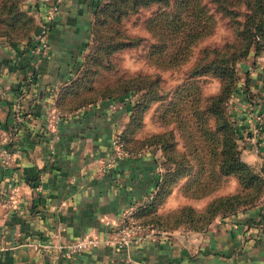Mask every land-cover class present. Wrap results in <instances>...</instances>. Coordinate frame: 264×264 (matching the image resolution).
Returning a JSON list of instances; mask_svg holds the SVG:
<instances>
[{
  "label": "crops",
  "instance_id": "obj_1",
  "mask_svg": "<svg viewBox=\"0 0 264 264\" xmlns=\"http://www.w3.org/2000/svg\"><path fill=\"white\" fill-rule=\"evenodd\" d=\"M99 1H64L50 22L48 57L36 64L24 42L0 37V132L12 123L10 108L24 79L28 73L34 77L11 145L14 158L0 165V264H264V190L253 205L226 217L217 215L202 230L147 227L145 238L125 247L108 242L123 212L142 204L153 191L160 151L143 145L100 170L111 156L113 136L128 121L127 99L68 106ZM32 18V33L37 34L41 19L38 14ZM235 99L240 159L264 178L263 109ZM159 130L147 111L136 140ZM181 182L157 214L182 206L201 209L209 201V196L183 197ZM236 187L231 178L217 195ZM85 236L99 242L68 257L54 248ZM45 244L51 247L41 249Z\"/></svg>",
  "mask_w": 264,
  "mask_h": 264
},
{
  "label": "trees",
  "instance_id": "obj_2",
  "mask_svg": "<svg viewBox=\"0 0 264 264\" xmlns=\"http://www.w3.org/2000/svg\"><path fill=\"white\" fill-rule=\"evenodd\" d=\"M7 1L0 0V14L3 12L5 16L0 19V23L4 26L0 29V37L8 42L29 43L33 40L32 16L19 8V0L10 1V5H6ZM150 4L157 6L151 16L145 20L157 40L150 47V54L154 56V60H166L159 61L161 67L178 65L187 56L193 44L212 33L218 19L225 20L224 24L231 38L226 37L227 39L218 47H206V50L209 49L210 59L201 62L200 66L195 64L190 71L191 75L211 73L220 80L218 94L210 97V112L215 119L213 128L217 137L211 139V136L205 132V139H193L187 132L186 139H163L162 132L148 134L142 138L143 140H136V135L142 126V118L149 105L157 101V97L148 95L145 88L127 89L115 94L111 88L99 90L94 81L98 75L97 71H88V63H92L94 59L96 62L93 61V64L97 66L98 61L94 57L89 58L87 53L83 60L81 75L73 82L71 91L73 101H68V106L76 107L96 100L127 99L128 121L123 129L113 136L120 144V149L130 154L135 153L143 145H153L160 151L158 162L160 171L157 173L153 191L149 198L135 207L133 219L139 225L156 230L183 225L199 231L217 215L226 217L239 208L253 205L264 190L263 176L257 174L252 167L240 159L238 132L225 116L223 108V104L232 95L235 79L233 63L247 55L251 48L254 56L262 48L264 0H108L93 11L91 34L95 27L96 16L104 13L108 8H111V12L120 15L118 8L132 11ZM9 6L13 8L15 14L7 18L11 10ZM121 12L124 14V11ZM4 19H8L9 23L5 25ZM261 97L264 110V90ZM221 104L223 112L219 109ZM157 117L159 116L156 114L155 119ZM196 118L197 124L201 119L199 115ZM262 120L260 126L264 131V113ZM176 121L178 123L177 117ZM228 178L236 181L235 192L212 198L202 210L197 211L192 207L182 206L164 214L156 213L172 188L182 180L181 194L189 198H197L209 196Z\"/></svg>",
  "mask_w": 264,
  "mask_h": 264
},
{
  "label": "rangeland",
  "instance_id": "obj_3",
  "mask_svg": "<svg viewBox=\"0 0 264 264\" xmlns=\"http://www.w3.org/2000/svg\"><path fill=\"white\" fill-rule=\"evenodd\" d=\"M10 1L12 0H8L6 5H10ZM107 1L100 0L96 7ZM156 7L155 4H150L145 8L132 11L129 9L119 10L118 8L117 11L120 15L111 12V8H108L104 13L98 14L92 34L91 31L89 33L87 45V55L89 58H96L98 65L93 64L95 60L92 58V63H88V71H97L98 75L94 81L99 90L107 87L111 88L115 94L127 89L145 88L148 95L157 97V101H153L147 111H150L151 124L160 130L149 133L150 135L163 132L161 136L163 139H186L188 132L193 139H205L204 133L206 132L211 136V139H215L217 134L213 128L215 119L210 112V97L218 94L220 80L211 73L191 75L190 71L195 64L200 66L201 62L210 59L209 49L206 50V47H218L225 39L231 38L230 32L224 24L225 20L218 19L212 33L193 44L187 56L178 65L161 67L158 64L159 61L165 62L166 60H154V56L150 54V47L157 40L153 37L150 25L145 23ZM10 8L7 18L15 14L13 8L9 6ZM19 8L31 16L33 15V13L31 14L30 1L19 0ZM121 11H124V14ZM2 18H5L3 12L0 14V19ZM4 23L8 24V19H4ZM1 28L4 26L0 23ZM120 45L123 46L120 47ZM161 58L164 57L161 56ZM233 68L235 79L232 95L223 104V108L225 116L238 132L232 108L238 100L235 98L239 97L240 101L258 103L263 109L261 95L264 90V81H262L264 79V36L259 53L254 56V51L251 48L247 55L238 58L233 63ZM219 109L223 112L222 104ZM262 112L264 113V110ZM156 114L159 116L158 119L156 118L157 120L155 119ZM197 115L201 120H198L199 123L196 124ZM229 179L231 178H228L227 181ZM227 181L211 192L209 200L221 196L217 194L219 189L227 185ZM183 197L203 200L207 196L189 198L183 195ZM193 209L198 211L203 207ZM167 212L170 211L165 210L162 213Z\"/></svg>",
  "mask_w": 264,
  "mask_h": 264
},
{
  "label": "built area",
  "instance_id": "obj_4",
  "mask_svg": "<svg viewBox=\"0 0 264 264\" xmlns=\"http://www.w3.org/2000/svg\"><path fill=\"white\" fill-rule=\"evenodd\" d=\"M66 0H31L33 14H38L41 19V26L37 34L33 37V40L29 43H25L29 53L32 56L33 63L45 59L49 54L48 44V32L50 29V22L56 15L60 5ZM33 74L28 73L27 77L15 97V102L10 108V116L12 123L6 131L0 132V165L7 166L14 158L15 152L11 149V145L17 138V125L21 121V114L23 112L22 102L26 98L33 85ZM55 117L59 116L58 112L54 113ZM112 153L111 156L103 160L99 169L104 170L109 168L114 159L118 157H124L127 154L120 149V144L113 137L112 139ZM52 149H50V153ZM40 185H36V189H39ZM150 197V194L147 198ZM135 207H129L123 212L122 219L117 222L114 229V236L109 239L112 245L116 248L127 246L132 241H139L148 235L146 226L139 225L133 219V213ZM149 228V227H148ZM155 229V228H150ZM99 242L98 239L91 236H85L77 239L76 241L65 244L63 246L56 245L54 248L60 251V254L68 257L75 254L85 248L96 245ZM41 249H47L51 247V244H45L40 246Z\"/></svg>",
  "mask_w": 264,
  "mask_h": 264
}]
</instances>
